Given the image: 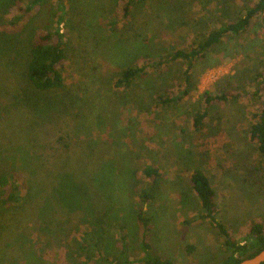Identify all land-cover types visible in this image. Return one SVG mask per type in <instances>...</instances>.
Segmentation results:
<instances>
[{"label":"rangeland","instance_id":"1","mask_svg":"<svg viewBox=\"0 0 264 264\" xmlns=\"http://www.w3.org/2000/svg\"><path fill=\"white\" fill-rule=\"evenodd\" d=\"M12 1L0 0V33L9 35L0 37V174L16 170L34 195L0 221V264H73L71 243L55 228L65 225L70 208L62 191L78 196L84 189L82 205L92 202L99 213L119 209L122 200L133 204L135 196H123V187L95 189L92 157L96 168L115 161L116 181L129 170V191L144 166L159 167L152 244L174 264H214L227 255L214 226L200 219L190 183L196 167L217 193V220L238 243L247 241L254 222L264 224V160L250 131L253 90L247 87L248 95L239 92L238 99L229 93L264 60V14L246 31L200 50L211 33L245 17L260 0H65L63 11L51 0L22 21L20 10L32 0L10 9ZM59 28L67 43L65 88L35 94L24 77L28 41ZM178 51L198 55L159 66L158 58ZM191 64L194 88L184 95ZM129 67L144 69L142 78L118 87ZM205 94L227 100L209 105ZM161 96L177 102L162 105ZM205 112V127L197 132L195 117ZM54 166L65 173L58 183ZM121 209L114 218L127 220L134 236L132 206ZM189 246L197 249L193 255Z\"/></svg>","mask_w":264,"mask_h":264},{"label":"trees","instance_id":"2","mask_svg":"<svg viewBox=\"0 0 264 264\" xmlns=\"http://www.w3.org/2000/svg\"><path fill=\"white\" fill-rule=\"evenodd\" d=\"M23 0H13L10 4V9L20 7ZM60 5L57 11H63V3L65 0H58ZM143 0H131V3L141 2ZM51 0H32L31 5L20 10L22 16L18 21L28 17L35 8H40L43 5H51ZM136 3V4H137ZM50 22L54 25V6L50 10ZM56 14V13H55ZM264 14V0H260L257 4L247 10L245 17H240L234 22L224 26L221 30L211 33L205 40L200 50L207 51L213 46L221 43L225 34L232 33L237 35L247 30L252 22ZM17 21V22H18ZM59 24H62L60 19ZM7 32L0 33V37H8ZM2 39V38H0ZM66 36L59 29L47 30L39 32L31 37L28 41V51L26 53L24 77L29 86V90L35 94H50L54 91H59L65 88L64 74L66 70ZM198 54H187L183 51H178L175 54L158 58L159 66L170 63H176L184 59H195ZM193 65L186 72L184 79L187 85V90L184 95L189 94L194 88L192 85ZM144 74V69L129 67L124 69L118 79V87L130 88L137 80H140ZM243 85L231 86L230 94H233L235 99H238L237 93L245 92L248 95L246 88L250 87L251 98L255 102L254 111L251 113L252 126L251 135L259 145V153L264 160V60L252 66L251 72L244 75ZM233 92V93H232ZM206 103L211 104L212 101H226V96L209 97L205 94ZM20 102V101H19ZM18 102V103H19ZM162 105H169L171 102H177L169 97H160ZM207 112L197 114L194 123L197 132H201L205 127ZM97 157H92L90 167L93 184L97 191L114 190L116 187H123L125 191L123 196L130 194V199L135 196V201L122 200V204L115 205L119 209L109 208L107 211L99 213L95 210L94 204L89 202L87 205H82L87 201V194L84 189L75 196L71 192H61L67 195L64 200V205L69 206L65 225L61 222L55 227L63 233L67 241H70V249L72 251L73 264H174L171 260L160 255L152 244L154 236V223L152 211L157 204L158 194L161 190L162 176L157 165H147L142 168L141 176L136 175V185L134 191H129L130 179L129 170L116 181L114 170L116 171L115 161L109 159L98 162L99 167L96 168L95 162ZM94 163L93 165H91ZM95 168V169H94ZM57 166H54V183L59 181V178L65 176V173L57 171ZM100 171L98 172V170ZM116 173V172H115ZM68 175V174H67ZM135 178V179H136ZM139 179V181H138ZM190 183L193 192L200 203L201 216L200 219L208 221L214 226L219 237L224 241V247L227 255L214 264H240L246 259H250L258 255L264 250V224L254 222L252 224L249 237L245 243H238L232 236L228 227L217 220L218 204L217 193L208 178L206 172L196 167L191 175ZM90 184V183H89ZM132 187V186H131ZM130 187V188H131ZM26 194H24V192ZM101 193V192H100ZM33 191L30 181H27L22 174L16 170L4 172L0 174V221L13 208L24 207L25 204L33 202ZM59 195V192H58ZM64 197V196H63ZM54 198L56 196L54 194ZM132 206L135 235L132 234L127 220L114 218L116 213H121L122 207ZM16 215V214H14ZM2 228L0 223V239ZM135 250L133 251V249ZM196 247L189 246L187 251L190 255L196 252ZM141 255V257H140Z\"/></svg>","mask_w":264,"mask_h":264},{"label":"water","instance_id":"3","mask_svg":"<svg viewBox=\"0 0 264 264\" xmlns=\"http://www.w3.org/2000/svg\"><path fill=\"white\" fill-rule=\"evenodd\" d=\"M240 264H264V250L255 257L246 259Z\"/></svg>","mask_w":264,"mask_h":264}]
</instances>
